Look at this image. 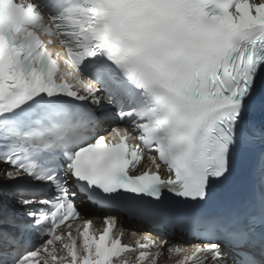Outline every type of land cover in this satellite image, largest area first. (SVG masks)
Wrapping results in <instances>:
<instances>
[{"label": "snow or ice", "instance_id": "snow-or-ice-1", "mask_svg": "<svg viewBox=\"0 0 264 264\" xmlns=\"http://www.w3.org/2000/svg\"><path fill=\"white\" fill-rule=\"evenodd\" d=\"M0 164V264H264V0H0ZM78 194L199 242L124 243Z\"/></svg>", "mask_w": 264, "mask_h": 264}]
</instances>
